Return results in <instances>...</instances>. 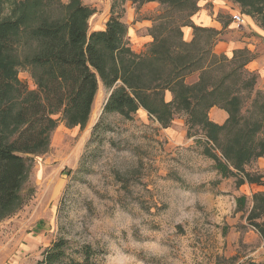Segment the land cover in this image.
<instances>
[{
  "label": "trees",
  "instance_id": "16d2710c",
  "mask_svg": "<svg viewBox=\"0 0 264 264\" xmlns=\"http://www.w3.org/2000/svg\"><path fill=\"white\" fill-rule=\"evenodd\" d=\"M127 1L112 0L105 30L92 32L95 10L82 0H0V221L22 205L29 166L46 153L59 122L69 128L88 124L101 85L112 91L103 114L131 120L144 109L167 129L176 113H184L188 137L191 129H202L204 154L222 179L236 178L237 187L262 184L263 175L246 170L264 158V92L256 90L258 74L247 69L256 55L248 49L235 50L231 58L217 55L220 33L191 21L198 0H161L164 11L149 31L153 42L136 54L128 46L125 10L116 12ZM155 1L132 0L139 6ZM236 1L264 29V0ZM175 11L185 15L171 18ZM185 26L194 30L191 43L183 40ZM21 69L31 71L34 90L20 81ZM195 73L198 81L186 84ZM167 91L173 94L169 103ZM215 107L228 113L222 126L208 117ZM236 203L243 211L248 199L240 196ZM262 218L264 193H257L248 220L264 241V223L256 222ZM90 255L88 247L74 251L59 239L36 264H90Z\"/></svg>",
  "mask_w": 264,
  "mask_h": 264
},
{
  "label": "rangeland",
  "instance_id": "374dc122",
  "mask_svg": "<svg viewBox=\"0 0 264 264\" xmlns=\"http://www.w3.org/2000/svg\"><path fill=\"white\" fill-rule=\"evenodd\" d=\"M203 1L198 0V7L229 30L236 26L232 15L240 13L245 34L264 35L260 20L247 15L236 0H217L219 11H214L215 1ZM82 2L95 10L90 30L106 28L112 0ZM155 2L157 9L146 15L139 11L148 3L133 4L134 20L153 23L164 11L161 0ZM126 4L116 10H125L124 23ZM175 12L171 18L183 14ZM126 25L129 35L131 25ZM233 28L226 33H237L234 39L241 40L243 32ZM127 41L130 47L129 36ZM28 52L20 49L19 55ZM19 79L35 89L30 70L21 69ZM198 79V73L190 75L186 84ZM256 90L264 92V84L257 83ZM111 92L97 96L84 128L59 122L46 153L34 158L20 193L22 205L0 221V264H36L59 239L69 241L74 251L88 247L90 264H262L264 241L248 215L253 195L264 193V178L262 184L245 187H237L236 178L222 179L215 161L204 154L202 129H191L188 137L184 113H176L167 129L144 109L131 120L102 113L92 127ZM259 160L246 167L253 176H264ZM240 196L248 199L243 211L237 209ZM256 222L264 223V218ZM74 257L82 261L80 255Z\"/></svg>",
  "mask_w": 264,
  "mask_h": 264
},
{
  "label": "crops",
  "instance_id": "0c3cea01",
  "mask_svg": "<svg viewBox=\"0 0 264 264\" xmlns=\"http://www.w3.org/2000/svg\"><path fill=\"white\" fill-rule=\"evenodd\" d=\"M206 1L207 2L215 1L212 3L214 4V7L217 6L214 9V11L215 10L217 11L218 7L221 6L220 2L217 0H206ZM202 2L204 1L202 0ZM158 6H159L158 2H150L148 4H145L140 9L139 12L141 15L153 13ZM199 10L200 11L192 19L195 25L203 28H213L220 33L218 37V42L215 46V53L217 55H225L231 58L235 50L248 49L249 51H251L256 55V58L255 60H253L248 64L247 69L250 72H254L258 74L259 76L258 85L264 84V35L260 34L259 32L258 33L256 32L252 35L251 34L248 35L245 34V32H243L244 27H240L238 29H240V31L243 32L240 37L241 40H235L234 37L237 36V33H226L229 30L226 24L223 25L222 22L216 20V17L213 14L210 15L206 9H201L199 7ZM131 15H132V22H130L129 20ZM134 16H136V6L133 5L132 1H129L126 4V23L128 25H131L129 28L130 32L128 35L130 41V47L135 53L141 54L153 42V37L149 33L150 29L153 26L152 25L153 23L150 20H146V19L135 21ZM233 27L236 26L235 25L232 26L231 30L234 29ZM102 30H105V28L97 29L96 31H102ZM193 36L194 35L192 28L189 27L186 28V30H184V40L186 42L188 43L191 42L193 40ZM104 90H106V88L103 85H101L98 95L102 94ZM171 100H172V95L171 93L167 92L166 101L170 102ZM106 102L107 100L105 101V104ZM105 104L103 105L101 112L94 116L95 120H93L92 127L96 125L97 121L101 117ZM210 118H211L210 120L215 124L224 125L228 119V114L225 111L215 107L211 110ZM258 165L260 166V168H263L264 160L260 159Z\"/></svg>",
  "mask_w": 264,
  "mask_h": 264
},
{
  "label": "built area",
  "instance_id": "2783aa9c",
  "mask_svg": "<svg viewBox=\"0 0 264 264\" xmlns=\"http://www.w3.org/2000/svg\"><path fill=\"white\" fill-rule=\"evenodd\" d=\"M232 22L236 24L238 28L244 25V17L240 13H234L232 15Z\"/></svg>",
  "mask_w": 264,
  "mask_h": 264
},
{
  "label": "water",
  "instance_id": "95a60500",
  "mask_svg": "<svg viewBox=\"0 0 264 264\" xmlns=\"http://www.w3.org/2000/svg\"><path fill=\"white\" fill-rule=\"evenodd\" d=\"M111 95V94H110Z\"/></svg>",
  "mask_w": 264,
  "mask_h": 264
}]
</instances>
